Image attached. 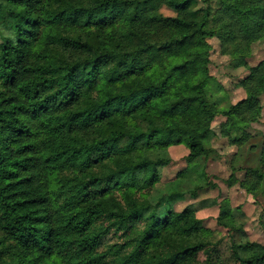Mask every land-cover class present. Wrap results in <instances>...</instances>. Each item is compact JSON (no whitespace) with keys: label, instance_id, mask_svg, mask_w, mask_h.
<instances>
[{"label":"trees","instance_id":"obj_1","mask_svg":"<svg viewBox=\"0 0 264 264\" xmlns=\"http://www.w3.org/2000/svg\"><path fill=\"white\" fill-rule=\"evenodd\" d=\"M215 2L0 0V264H264L263 244L236 239L246 219L229 199L209 205L224 246L192 205L173 208L216 188L222 117L235 142L263 122L257 167L226 184L264 200V59L246 63L264 0ZM214 37L248 71L226 110ZM176 147L185 167L161 184Z\"/></svg>","mask_w":264,"mask_h":264},{"label":"rangeland","instance_id":"obj_2","mask_svg":"<svg viewBox=\"0 0 264 264\" xmlns=\"http://www.w3.org/2000/svg\"><path fill=\"white\" fill-rule=\"evenodd\" d=\"M215 6V0H213ZM162 13L166 16H173V13L167 9H162ZM210 45L209 60L210 73L215 79L219 89L213 94L214 102L220 110H226L230 106L235 105L239 100L245 96L244 90L239 87V81L247 75V68L240 64V61L233 58L228 50L223 54V44L214 37L208 40ZM251 56L246 60L248 67L257 65L264 59V39L256 42L251 49ZM262 102V120L264 121V95L261 98ZM225 119L217 118L212 128L215 132L214 147L218 151V159L207 162L206 173L210 181L216 188H210L199 193L196 200L190 199L188 196L182 200L174 203L175 211H182L187 206L192 205L197 209L196 217L203 222L205 228L214 231H220L219 237H223V246L229 245V237L225 235L215 225V218L217 216V207L209 206L213 200L219 201L221 198L229 199L232 207H241V211L246 219L244 228V235H237V240H247L249 242H256L264 245V225L261 223L260 216L264 212V200L259 198L257 203L251 197L245 195L237 186L228 188L226 181L231 175V168H237L238 171L234 176L238 180L243 177V169L257 167L260 160V149L263 141V122L259 125H251L245 129L248 137L241 142H235L221 133V124ZM234 135V134H233ZM173 164L168 167L160 169V183L164 184L172 180L177 172L185 167V163L181 161L182 157L186 155L185 149L176 147L169 153ZM201 259H203L201 257Z\"/></svg>","mask_w":264,"mask_h":264}]
</instances>
